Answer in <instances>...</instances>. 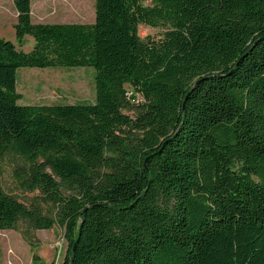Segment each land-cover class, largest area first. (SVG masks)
Masks as SVG:
<instances>
[{
	"label": "trees",
	"instance_id": "trees-1",
	"mask_svg": "<svg viewBox=\"0 0 264 264\" xmlns=\"http://www.w3.org/2000/svg\"><path fill=\"white\" fill-rule=\"evenodd\" d=\"M12 2L34 45L0 38V157L53 213L0 184V231L59 226L61 264H264V0H95L92 24ZM80 67L94 103L17 104L18 69Z\"/></svg>",
	"mask_w": 264,
	"mask_h": 264
},
{
	"label": "rangeland",
	"instance_id": "rangeland-1",
	"mask_svg": "<svg viewBox=\"0 0 264 264\" xmlns=\"http://www.w3.org/2000/svg\"><path fill=\"white\" fill-rule=\"evenodd\" d=\"M152 5L151 0H143ZM17 12L12 0H0V38L12 42L18 50L29 52L34 40L25 36L18 44L13 29ZM95 19V0H31V21L43 24H92ZM166 27L139 26L141 37L160 39ZM131 89V88H128ZM16 92L21 95L19 105H65L94 103V70L80 68H20L16 72ZM131 115L132 112L124 111ZM25 162L14 155L0 157V184L4 191L28 208L39 207L42 214L52 215L53 208L39 198L38 192L25 191L16 172ZM21 176V172L18 174ZM67 242L59 226L51 230H34L25 222H18L13 230L0 231V264H60Z\"/></svg>",
	"mask_w": 264,
	"mask_h": 264
},
{
	"label": "built area",
	"instance_id": "built-area-1",
	"mask_svg": "<svg viewBox=\"0 0 264 264\" xmlns=\"http://www.w3.org/2000/svg\"><path fill=\"white\" fill-rule=\"evenodd\" d=\"M127 95H128V97H133L132 102H134V103H136L138 101H142L141 96H139V94H134L132 92V89L127 90ZM55 264H57V263L55 262Z\"/></svg>",
	"mask_w": 264,
	"mask_h": 264
},
{
	"label": "crops",
	"instance_id": "crops-1",
	"mask_svg": "<svg viewBox=\"0 0 264 264\" xmlns=\"http://www.w3.org/2000/svg\"><path fill=\"white\" fill-rule=\"evenodd\" d=\"M64 257H65V256H64ZM63 260H64V258H63ZM63 260H62V262H63ZM62 262H61V263H62ZM61 263H60V264H61Z\"/></svg>",
	"mask_w": 264,
	"mask_h": 264
},
{
	"label": "water",
	"instance_id": "water-1",
	"mask_svg": "<svg viewBox=\"0 0 264 264\" xmlns=\"http://www.w3.org/2000/svg\"><path fill=\"white\" fill-rule=\"evenodd\" d=\"M74 249V248H73ZM71 260H72V257H71Z\"/></svg>",
	"mask_w": 264,
	"mask_h": 264
}]
</instances>
